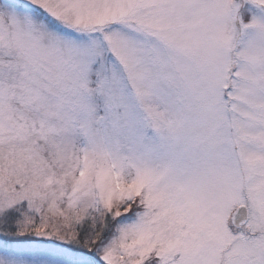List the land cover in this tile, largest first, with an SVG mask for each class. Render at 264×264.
Listing matches in <instances>:
<instances>
[{
	"label": "snow or ice",
	"instance_id": "snow-or-ice-1",
	"mask_svg": "<svg viewBox=\"0 0 264 264\" xmlns=\"http://www.w3.org/2000/svg\"><path fill=\"white\" fill-rule=\"evenodd\" d=\"M0 264H264V0H0Z\"/></svg>",
	"mask_w": 264,
	"mask_h": 264
}]
</instances>
